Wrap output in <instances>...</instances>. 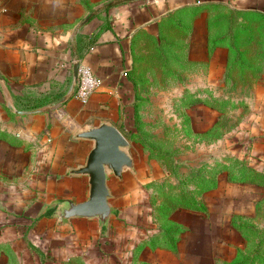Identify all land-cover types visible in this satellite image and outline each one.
Masks as SVG:
<instances>
[{
	"label": "crops",
	"instance_id": "crops-1",
	"mask_svg": "<svg viewBox=\"0 0 264 264\" xmlns=\"http://www.w3.org/2000/svg\"><path fill=\"white\" fill-rule=\"evenodd\" d=\"M214 8L264 16V0H0V264H238L253 250L257 237L245 227H264L263 183L234 181L225 170L202 173L214 182L206 189L197 180L177 185L173 246L151 242L167 171L142 152L129 151L134 168L107 179L116 212L106 229L96 218L61 221L49 208L87 197V177L68 172L92 148L74 137L78 131L101 122L134 130L136 67L176 69L172 90H159L176 109L177 99L206 92L230 97L231 42L210 40ZM76 61L101 80L86 103L73 95ZM255 79L251 91L240 90L254 99L253 126L241 129L264 144V71ZM179 102L189 120L177 129L195 137L211 127L198 116L202 103ZM189 159L177 154V175L188 176ZM252 264H264V253Z\"/></svg>",
	"mask_w": 264,
	"mask_h": 264
},
{
	"label": "rangeland",
	"instance_id": "rangeland-1",
	"mask_svg": "<svg viewBox=\"0 0 264 264\" xmlns=\"http://www.w3.org/2000/svg\"><path fill=\"white\" fill-rule=\"evenodd\" d=\"M208 24L211 27L210 40L214 44H221V40L227 39L226 37L231 42L226 69L228 72H225L230 75V97L223 98L206 92V96L195 99H177L176 109L173 103L175 99L166 98L159 91L172 90L174 87L176 69L173 66L145 65L141 69L136 67L134 74L139 113H135L134 130L122 132L129 142V151L133 154H147L164 172L167 171L160 186L166 194L165 200L156 204L158 199H154V217L160 224L157 226L158 231L151 237V242L163 241L170 245L171 237L177 231L170 215L177 209V185L180 186L181 181L179 178L186 177L177 175V154L187 157L188 160L192 159L191 166L182 163V167L188 170V175L194 169H197L199 175L206 171L217 173L225 170L233 178L249 179L253 172V178L263 183L264 188V144L260 141L257 143L256 135L248 134L247 131L254 123V117L248 110L249 105H254V99L244 98L243 91H240L243 86L251 91L256 84L255 75L258 76L264 71V16L255 13H229L225 9L214 8L208 17ZM137 51L136 65L142 59V49ZM148 63L155 64L152 61ZM218 90L217 93L220 94L221 85ZM183 100L185 106H189L191 101L202 103L199 105L198 116L200 120L204 118V123H212L209 129L200 131L195 137L187 135L184 128L177 129V123L189 117L186 113H179V101ZM241 128L247 129L245 138ZM186 137L189 140H185ZM189 183L190 181L186 184ZM157 187L155 186L156 189ZM188 202L187 200L185 204ZM262 214L264 215V208ZM260 250L264 253V242Z\"/></svg>",
	"mask_w": 264,
	"mask_h": 264
},
{
	"label": "water",
	"instance_id": "water-1",
	"mask_svg": "<svg viewBox=\"0 0 264 264\" xmlns=\"http://www.w3.org/2000/svg\"><path fill=\"white\" fill-rule=\"evenodd\" d=\"M74 65V76H77ZM74 137L92 142L83 164L69 168L74 175L87 177L88 194L85 200L74 202L70 199H58L49 204L53 208L51 215L59 220L73 217L96 218L99 229H106L116 209L110 204L111 193L107 185L110 175L120 179L122 173L134 168L133 157L129 153V142L123 133L109 122L87 126Z\"/></svg>",
	"mask_w": 264,
	"mask_h": 264
},
{
	"label": "trees",
	"instance_id": "trees-1",
	"mask_svg": "<svg viewBox=\"0 0 264 264\" xmlns=\"http://www.w3.org/2000/svg\"><path fill=\"white\" fill-rule=\"evenodd\" d=\"M233 46V44H232ZM235 50V48H233ZM132 132V131H131ZM249 179H247L246 177H243V178H233L234 181H243V180H250V181H254L256 183H259L260 181L257 180V179H254L253 178V172H252V175L248 177ZM190 180H197L198 181V184L201 185L202 189H206V188H209L213 185V181H211L210 179H203L202 177H200L199 174H197V169H194L193 172L191 171V173H189V175L185 178H181V181H180V185H183L185 188H186V183ZM207 180V181H206ZM206 182V183H204ZM204 183V184H203ZM184 193H182V195H185V189L183 190ZM189 196V195H188ZM188 199H186L187 201ZM185 201V202H186ZM179 204V203H178ZM185 204V203H184ZM189 204V202H188ZM188 204H185L184 206L188 205ZM180 205V204H179ZM50 211H47V214H49ZM245 232L247 233H252V234H255V236L257 237V242L253 248V250L246 254V255H243L241 257V259L239 260V262H237L238 264H252L253 261H254V257L259 254V252L261 251L260 250V247L262 246V243L264 242V227L262 228H257L255 226H246L245 227ZM236 264V263H235Z\"/></svg>",
	"mask_w": 264,
	"mask_h": 264
},
{
	"label": "built area",
	"instance_id": "built-area-1",
	"mask_svg": "<svg viewBox=\"0 0 264 264\" xmlns=\"http://www.w3.org/2000/svg\"><path fill=\"white\" fill-rule=\"evenodd\" d=\"M77 67V76L74 80V92L73 95L81 103H86L89 96L96 91L100 85L101 80L97 77L91 69L83 64L76 63ZM126 75V73H124Z\"/></svg>",
	"mask_w": 264,
	"mask_h": 264
}]
</instances>
